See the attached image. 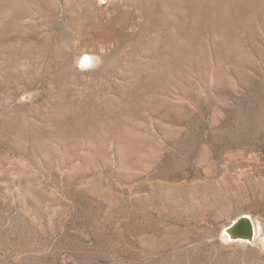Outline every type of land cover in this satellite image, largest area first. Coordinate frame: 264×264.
Masks as SVG:
<instances>
[{
    "label": "rangeland",
    "instance_id": "374dc122",
    "mask_svg": "<svg viewBox=\"0 0 264 264\" xmlns=\"http://www.w3.org/2000/svg\"><path fill=\"white\" fill-rule=\"evenodd\" d=\"M0 264H264V0H0Z\"/></svg>",
    "mask_w": 264,
    "mask_h": 264
},
{
    "label": "water",
    "instance_id": "95a60500",
    "mask_svg": "<svg viewBox=\"0 0 264 264\" xmlns=\"http://www.w3.org/2000/svg\"><path fill=\"white\" fill-rule=\"evenodd\" d=\"M228 234L231 238L252 240L255 236V223L250 217L242 216L235 221Z\"/></svg>",
    "mask_w": 264,
    "mask_h": 264
},
{
    "label": "clouds",
    "instance_id": "9594fccd",
    "mask_svg": "<svg viewBox=\"0 0 264 264\" xmlns=\"http://www.w3.org/2000/svg\"><path fill=\"white\" fill-rule=\"evenodd\" d=\"M97 64H98V60H97ZM81 69H84V68H87V67H92L94 66L93 63H92V60L88 57V56H85L83 58V61L81 64L78 65Z\"/></svg>",
    "mask_w": 264,
    "mask_h": 264
}]
</instances>
